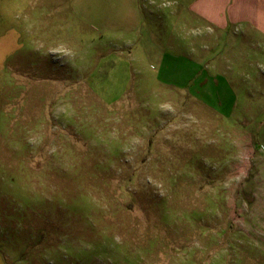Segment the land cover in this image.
Returning <instances> with one entry per match:
<instances>
[{"label": "rangeland", "instance_id": "obj_1", "mask_svg": "<svg viewBox=\"0 0 264 264\" xmlns=\"http://www.w3.org/2000/svg\"><path fill=\"white\" fill-rule=\"evenodd\" d=\"M19 2L17 72L0 86V264H264V60L182 31V63L235 82L224 108L205 105L189 76L179 87L139 56L164 28L133 34L127 0ZM42 4L53 11L30 32L23 14Z\"/></svg>", "mask_w": 264, "mask_h": 264}, {"label": "crops", "instance_id": "obj_2", "mask_svg": "<svg viewBox=\"0 0 264 264\" xmlns=\"http://www.w3.org/2000/svg\"><path fill=\"white\" fill-rule=\"evenodd\" d=\"M108 1L109 10H121L111 2L112 0ZM7 4L8 6H5L0 3V86L2 88L9 82L8 75L17 72L6 62L20 46L21 33L18 29L22 25L21 2L11 0ZM28 10H30L28 16L27 13L23 14L24 28L28 25V31L33 32L41 22L46 23L47 11H53V7L42 4ZM57 11L54 9V12ZM125 12L127 15L125 21L133 34L137 33L138 26L140 23L142 25L143 21H150L152 25L157 23L164 28L160 43L157 42L158 39L150 40L147 31L145 39L149 38V40L136 51L142 54L139 55L140 57L159 60L164 78H171V83L179 87L185 84V78L189 76L187 78L189 84L193 82L191 85H194L196 82L195 87L192 86V94L205 105L212 106V101L213 106L215 104L218 108H224L231 99L230 94L233 92L231 85L235 82H232L233 77L226 76L225 72H217L214 76L205 72L206 68L192 69V62L182 63L180 61L182 31L187 39L188 31L191 29L194 31L201 26L215 38H226L227 41L234 39L237 44L247 43V49L254 53L253 56L258 60H264V0H127ZM188 50L191 51V44H188ZM192 50L195 51L194 44ZM1 114L0 112V124L1 116H5L4 113ZM1 264L4 262L2 261Z\"/></svg>", "mask_w": 264, "mask_h": 264}]
</instances>
